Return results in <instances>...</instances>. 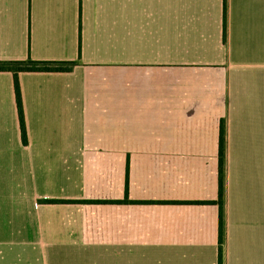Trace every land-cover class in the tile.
<instances>
[{"label":"crops","instance_id":"crops-1","mask_svg":"<svg viewBox=\"0 0 264 264\" xmlns=\"http://www.w3.org/2000/svg\"><path fill=\"white\" fill-rule=\"evenodd\" d=\"M28 60L75 65L26 144L0 72V264H264V0H0Z\"/></svg>","mask_w":264,"mask_h":264},{"label":"trees","instance_id":"trees-1","mask_svg":"<svg viewBox=\"0 0 264 264\" xmlns=\"http://www.w3.org/2000/svg\"><path fill=\"white\" fill-rule=\"evenodd\" d=\"M75 63H56V62H36L33 60H28L25 62H0V72H11L14 74L15 78V91L17 98V106L19 112V119L22 131L23 142L26 144L27 141V128L25 123V115L21 94V87L19 82V74L25 72H70L72 71ZM223 145V140L222 144ZM223 167H224V158L223 152L221 154V170H220V186H221V214L223 216ZM52 204H64V203H81V202H73V201H49ZM221 232L223 233V223L221 222ZM222 241V237H221ZM220 257H222V252L220 253Z\"/></svg>","mask_w":264,"mask_h":264}]
</instances>
